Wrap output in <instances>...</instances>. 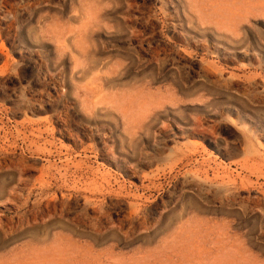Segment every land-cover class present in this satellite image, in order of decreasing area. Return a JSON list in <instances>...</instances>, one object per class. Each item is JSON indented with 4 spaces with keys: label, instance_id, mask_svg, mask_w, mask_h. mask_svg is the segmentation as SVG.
Wrapping results in <instances>:
<instances>
[{
    "label": "rangeland",
    "instance_id": "obj_1",
    "mask_svg": "<svg viewBox=\"0 0 264 264\" xmlns=\"http://www.w3.org/2000/svg\"><path fill=\"white\" fill-rule=\"evenodd\" d=\"M0 264H264V0H0Z\"/></svg>",
    "mask_w": 264,
    "mask_h": 264
}]
</instances>
